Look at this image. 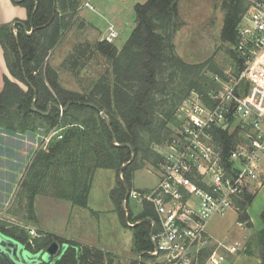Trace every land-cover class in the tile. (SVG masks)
Instances as JSON below:
<instances>
[{"label": "trees", "instance_id": "16d2710c", "mask_svg": "<svg viewBox=\"0 0 264 264\" xmlns=\"http://www.w3.org/2000/svg\"><path fill=\"white\" fill-rule=\"evenodd\" d=\"M177 1L136 3L135 25L121 49L102 39L76 45L61 63L72 73H78L80 62L86 64L97 54L109 61L108 68L80 90L65 88L60 83L58 70L49 62V53L59 44L70 19L79 12L82 0H11L26 9L27 18L0 23L3 57L14 79L6 75L2 78L0 129L11 134L24 133L33 128L35 119L44 123L47 132L55 127H68L61 138L51 140L46 149L36 151L28 168L29 177L22 182L33 220V201L37 194L50 192L86 206L94 171L115 169L116 184L110 195L121 220L133 230V252L141 254L132 264H148L146 260L154 258L148 251L153 248L149 232L151 221L156 218L154 207L148 201L143 202L142 211L136 215L125 209L127 202L123 204V200L131 190L132 175L150 158L158 171L162 154L151 148V142L161 144L166 137L167 141L172 137L177 124L174 112L184 96L192 89L205 91L211 86L202 79L196 83L189 77L193 66L183 62L174 52L172 37L176 28ZM244 1L231 0L228 4L221 35L230 42L236 41ZM233 58L238 59L235 52ZM196 69L197 76L201 66ZM213 72L222 74L221 71ZM33 99L36 110L31 109ZM50 102L62 106L69 102V105L61 115L52 105L48 114H42L40 111L46 112ZM221 140L228 145L230 138L223 133ZM132 152L134 158L130 161ZM7 156L13 158L10 149ZM253 196L250 192L237 201L242 209L238 220L249 227L252 222L245 210ZM128 221L134 224L129 225ZM0 231L28 246L44 247L51 241L65 242L69 246L61 263L74 264L76 260L77 244L62 237L42 233L29 238L23 227L1 219ZM253 243L259 251L258 264H264V227L247 242L249 246ZM81 251L78 264H104L105 256L100 250L83 245ZM0 264H6L1 257Z\"/></svg>", "mask_w": 264, "mask_h": 264}, {"label": "built area", "instance_id": "2783aa9c", "mask_svg": "<svg viewBox=\"0 0 264 264\" xmlns=\"http://www.w3.org/2000/svg\"><path fill=\"white\" fill-rule=\"evenodd\" d=\"M82 3L94 10L90 0ZM243 18L235 65L213 74L209 89H192L179 105L175 132L163 144L157 184L130 190L123 200L153 205L148 253L163 264H233L246 248L247 237L229 241L206 230L213 216L239 210L237 201L262 184L264 0L254 1ZM116 37L117 29L108 25L102 40ZM223 133L230 138L228 145L221 140ZM29 233L38 235L33 229Z\"/></svg>", "mask_w": 264, "mask_h": 264}, {"label": "rangeland", "instance_id": "374dc122", "mask_svg": "<svg viewBox=\"0 0 264 264\" xmlns=\"http://www.w3.org/2000/svg\"><path fill=\"white\" fill-rule=\"evenodd\" d=\"M145 1L90 0L94 11L84 8L81 15L88 21L93 20L92 22L102 31L108 25H113L118 31V37L112 43L117 49H121L135 25L134 6L136 3ZM230 1L228 0L225 3L224 0L177 1L176 28L172 37L174 52L183 62L193 66L188 74L189 77L196 80V83L202 79L209 85L211 84V76L215 74L213 71L223 73L224 70L231 69L236 63L237 59L233 58L234 52L236 53L234 49L236 41L230 42L222 38L221 35ZM254 1L256 0L244 1L245 8L240 14L241 18L237 28ZM130 3H132L131 6ZM81 4L83 3L81 2ZM80 7L82 6L80 5ZM111 14L114 16L119 14L120 17L124 18L125 21L122 20L123 26H121L123 32L120 31V27L116 22H113V20L108 21ZM83 18L79 16L78 12L75 17L70 19V25L63 30V36L59 44L49 53V62L52 66H57L60 83L65 88L73 90H80L82 87L84 89L109 66V61L102 55L97 54L86 64L80 62L78 73H72L70 69L62 67L63 59L70 52H73L72 49L76 45L98 40L94 38L96 30L94 31L93 27ZM104 20H106V24ZM200 66L201 69L196 76V68ZM7 76L14 80L9 72ZM18 83L25 88L22 83ZM185 97L180 100L178 106ZM174 114H178V107ZM79 115H84V113H79ZM32 124L33 128L29 131L15 134L8 133L9 137L4 136L5 147L7 150L10 149L15 163H12L14 164L12 172L14 174L2 177L0 173V181L2 180V183H5L4 179L8 177L7 184H9H5L7 192L0 199V219L8 222V224L16 225V220H21L14 215L18 211V215L23 218L24 225H32L34 221L36 227L48 230V234L53 236L58 235V237L65 238L67 235H75L74 238H79V240L90 244V248L100 250L105 256V264H132L134 259L140 258L132 250L133 230L121 220L110 195L111 188L116 184L117 173L115 169L98 168L94 171L87 190L86 206L53 196L50 192L37 194L33 201L35 213V219L33 220V215L28 207V194L21 186L22 182L26 177H29L28 168L36 151L46 149L51 140L61 138L64 130L68 127H55L47 132V127L40 119H35ZM18 134H23L25 137L18 136ZM166 141L167 137L161 144L151 142L150 146L154 151L161 154L164 149L163 144ZM263 159L264 156L262 155V161ZM152 160L153 158L144 161V165L134 171L131 190H149L157 181V168H155L156 166ZM261 180L262 184L251 190L254 196L245 210L252 222L251 227L246 222L238 220L239 213L242 212V209H239L228 211L221 216H213L206 224L208 233L216 238L229 241L233 239L243 240L246 237L247 242L250 241L255 232L264 227V171ZM125 209L136 215L142 211V205L138 200L128 199ZM247 242L246 248L238 253L233 264H258V248L254 243L249 246ZM78 246H76L77 255L74 264H78V258L82 255L81 248L79 251ZM146 261L148 264L161 263L156 257H149ZM82 264L89 263L84 262Z\"/></svg>", "mask_w": 264, "mask_h": 264}, {"label": "crops", "instance_id": "0c3cea01", "mask_svg": "<svg viewBox=\"0 0 264 264\" xmlns=\"http://www.w3.org/2000/svg\"><path fill=\"white\" fill-rule=\"evenodd\" d=\"M131 5H132V3H130V6ZM84 8L85 7H80L79 8V16H81V18H83L81 13H82ZM26 18H27V12H26V9L24 7H22L20 5L13 4L10 0H0V23H5V22L9 23V22H12L15 19L25 20ZM83 19H85V18H83ZM110 20L111 21L113 20V22H116L118 24V27H120V31L123 32V28L121 26H123L122 25V20L125 21L124 18L120 17L119 14H115V16L113 14H111V16L109 17L108 21L110 22ZM86 21L91 27H93L92 29H94V31L96 30L95 31V36H94L95 39H100V37H102L104 35V33L106 32V30H105L106 27L102 31V30H99V28H97V26L92 22L93 20L92 21L91 20L90 21L86 20ZM104 21H105V24H106V20H104ZM59 63H61V62H59ZM54 67H57V66L54 65ZM4 75H6V76L8 75V70H7L5 61H4L3 50H2V47H1V44H0V90L2 89V86H3L2 76H4ZM4 136L9 137L8 133L6 131L0 129V152L2 151V153H0V173H1L2 177H4L5 175L14 174V173H12L13 172V167H14V164H12V163H15V159L14 158H10L9 156H7L8 150L5 147ZM18 136L25 137L23 134H18ZM11 165H12V168H11ZM7 178L4 179L5 183H2L3 182L2 180L0 181L1 182L0 183V199L3 197L4 193L7 192L6 191L7 190L6 185H9V184H7V180H8ZM157 181H158V174H157ZM157 181L154 183V185L152 187H154L157 184ZM263 184H264V181H263ZM141 190H144V189H141ZM18 213L19 212L16 211L14 213V215L17 216L19 219H21L20 220L21 222L16 220L15 223H16V225H19L21 227L26 228L25 230L28 232L29 238L39 237L40 235H42V233H48V230L36 227L35 224H34V221L32 222V225L31 224L24 225L23 222H22L23 218L20 217L18 215ZM7 216L9 217L8 214H7ZM31 229L35 230V232L38 235L37 236L31 235L29 233V231ZM55 235H57V234H55ZM73 236L76 237L75 235H71V236L67 235L64 239L69 240L70 242L79 245L78 246V250L79 251H80L81 246H83V245L91 246L90 244L79 240V238H74ZM67 245L69 246V244H67ZM104 264H105V262H104Z\"/></svg>", "mask_w": 264, "mask_h": 264}, {"label": "water", "instance_id": "95a60500", "mask_svg": "<svg viewBox=\"0 0 264 264\" xmlns=\"http://www.w3.org/2000/svg\"><path fill=\"white\" fill-rule=\"evenodd\" d=\"M14 24H12L13 26ZM16 33V31H15ZM31 30L28 31V34ZM84 104L94 106L91 103L85 102ZM52 105L57 109L65 111L69 105V102L60 106L54 102H50L46 112L40 111L42 114L49 113V106ZM31 109L35 108V99H33L31 104ZM104 117V113L101 112ZM114 143L115 139L113 138ZM134 158V152L131 154L130 161ZM127 192L126 195H128ZM68 249L66 243H59L57 241H51L48 245L44 247H35L34 245L28 246L25 243L15 239L14 237L7 235L0 231V257L6 262V264H62V257Z\"/></svg>", "mask_w": 264, "mask_h": 264}]
</instances>
